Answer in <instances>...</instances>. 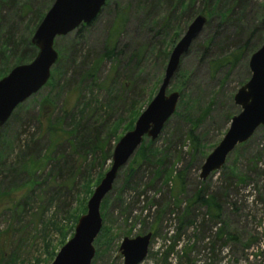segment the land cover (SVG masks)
Here are the masks:
<instances>
[{
    "label": "rangeland",
    "instance_id": "obj_1",
    "mask_svg": "<svg viewBox=\"0 0 264 264\" xmlns=\"http://www.w3.org/2000/svg\"><path fill=\"white\" fill-rule=\"evenodd\" d=\"M53 1L32 0V5L37 8V14L45 15ZM245 2L249 6L245 23L252 25L259 12H264V0ZM105 3L91 25L55 39L54 48L59 57L63 55L67 59L60 63L59 71H55V65L51 69L55 77L53 85L44 86L20 105L0 128L7 142L0 145V159L3 157L0 162V264H51L72 237L94 188L111 166V157L102 159L98 149L86 155L76 149V133L69 140L71 145L62 140L56 148V155L61 154L70 166L69 176H58L54 164L62 160L41 159L46 155L51 137L41 134L47 125L46 118L59 122L55 125L59 134L75 129L78 123L81 127L87 125L91 136L99 135L105 147L103 154L111 149L112 155L117 141L134 126L124 131L131 110L140 115L161 83L167 62L162 65L161 51L172 50L169 48L171 33L156 36L152 18L162 16L167 6L154 8L151 0H106ZM208 8L197 0L190 12L208 20ZM122 11L126 22L117 41L122 55L100 63L110 29ZM215 18L206 22L181 57L170 81L166 93L178 92L180 96L174 114L152 142L157 154L149 156V162L140 166L130 163L131 157L102 200L99 210L102 228L99 243L95 245L99 235L93 243L95 255L91 264H123L118 251L122 239L149 232L152 237L148 254L141 264H264V128H258L250 140L237 146L221 170L204 181L198 177L204 159L229 127L230 121L226 118L231 120L239 113L233 96L250 77L251 54L248 53L230 71L221 68L212 73L209 61L223 53L219 52L223 50L219 49L221 44H227L224 54L232 49L235 29L233 24H222L215 36L219 22ZM193 19L188 14L175 23L182 28L180 38ZM24 20L23 26L31 17ZM21 28L16 29L17 37ZM209 38L213 39V46L206 52L204 44ZM145 46H153L160 52L149 51L141 56L138 70L134 60L127 65L129 56ZM96 62L100 64L93 72ZM121 82L127 83L122 90ZM131 84H134V93ZM117 92L118 99H115ZM45 99H50L53 105L43 112L40 125L35 120ZM189 131L198 137L195 151L185 139ZM26 145L30 151L22 152ZM153 160H160L161 165L157 166ZM32 163H38V167L30 170ZM169 169L174 174H182V188L173 181L165 184V175L155 174ZM99 174L102 178L95 185ZM235 174L241 175L244 182ZM85 183L91 188L89 194L83 187ZM200 189L202 196L217 197L218 220L211 219L201 204L192 203ZM74 214L78 215L75 223Z\"/></svg>",
    "mask_w": 264,
    "mask_h": 264
},
{
    "label": "water",
    "instance_id": "obj_2",
    "mask_svg": "<svg viewBox=\"0 0 264 264\" xmlns=\"http://www.w3.org/2000/svg\"><path fill=\"white\" fill-rule=\"evenodd\" d=\"M106 0H54L36 27L31 44L36 55L31 62L13 67L0 79V128L13 112L43 88L59 55L54 48L56 38L64 37L81 25H88L101 12ZM207 19L197 15L172 48L158 90L133 128L115 144L111 166L87 201L86 212L77 220L72 237L60 248L51 264H91L95 255L94 240L102 228L100 205L112 190L119 170L127 164L143 139L155 141L163 126L176 110L178 92L166 93L178 70L181 57L203 30ZM250 77L234 94L233 103L240 109L230 120L221 141L204 159L199 179L204 181L225 165L237 146L246 143L258 128H264V43L248 60ZM152 234L133 239L123 238L118 251L123 264H141L148 254Z\"/></svg>",
    "mask_w": 264,
    "mask_h": 264
},
{
    "label": "trees",
    "instance_id": "obj_3",
    "mask_svg": "<svg viewBox=\"0 0 264 264\" xmlns=\"http://www.w3.org/2000/svg\"><path fill=\"white\" fill-rule=\"evenodd\" d=\"M149 1V0H144ZM197 0H151L153 2L154 8H159L161 5L167 6L166 12L162 14L159 18L155 17L152 19H155L153 21V29L157 30L155 33L156 36H160L164 34L165 36L169 35L170 45L169 48H173L174 45L177 43L178 39L180 38V31L182 30L181 27L178 28V26L175 25V23L182 20V17L185 15L190 14L191 17H195V14L192 15V12H190L193 4ZM213 0H201L202 4L206 8L208 6L209 10L207 12V15L210 17H216L218 25L216 26V32L215 36L217 35V30L222 27V24H233L234 26V39H233V47L229 50V52L224 54L225 50L227 49V44H221L219 46V49L222 48L223 50H219V52H223L220 57L218 56L214 60H210V69H212V73L214 74L216 71H218L221 68H227V71H230L236 63L239 61L240 57L244 53L252 54L255 52L263 43H264V12H259V14L256 17V21L247 24L245 23L246 20V12L248 13V3L245 2V0H214V5H216V8H214V5L212 6ZM32 0H0V77L4 74H7L13 67L17 65L27 64L32 61L34 56L36 55V48L31 44V37L36 29V27L41 22L44 13H38L37 14V8L33 7ZM226 4V6H225ZM247 4V5H246ZM106 3L104 4V6ZM103 6V7H104ZM219 7H221L220 10ZM226 8V9H225ZM103 9V8H102ZM238 10V11H236ZM45 11V10H44ZM213 13V14H212ZM27 17H31V20H27V23L23 26L24 19ZM98 17V16H97ZM96 17V18H97ZM154 17V16H152ZM96 18L89 23L88 25H81L79 27V31L81 29L85 28L86 26L91 25ZM207 20V24L209 23V20ZM126 22V15L124 11L119 13V16L117 20L113 23L110 32L108 34L107 40L105 41V46L103 50V55L100 58V63L104 59H113L117 56L122 55L119 50L117 49V41L120 38V33L124 27V24ZM248 23V22H247ZM21 28L20 36L17 37L18 32L16 29ZM171 31V32H168ZM213 36L212 38H214ZM209 38L208 41L205 42L204 48L206 49V52L208 49H210L213 46V39ZM165 40V39H164ZM118 51V52H117ZM151 51L152 53L159 54L160 51L155 50L153 46H145L143 49L134 55L129 56L127 60V65L130 64L131 61L134 60V65L136 66L137 70L139 61L141 60V56H144L145 54L149 53ZM171 52V51H170ZM169 51H161L163 54L162 58V65L166 60H168ZM66 56L60 55L58 58L56 64H55V71L58 70V66L60 63L64 60H66ZM100 63H95L93 69L91 71H95V69L99 66ZM167 63V62H166ZM98 69V68H97ZM53 71V70H52ZM59 71V70H58ZM58 71L56 73H58ZM116 71V69H115ZM228 73V72H227ZM90 75V74H89ZM54 76L51 72V76L49 81L47 82V86L53 85L54 83ZM137 78L134 79L136 81ZM125 82H121L120 90L124 89L127 86L124 85ZM45 85V86H46ZM134 85V84H133ZM131 84V86H133ZM126 90V89H125ZM180 91V90H179ZM131 92H135V87L133 86L131 89ZM180 96V95H179ZM182 96V95H181ZM118 99V92L115 95V99ZM41 111L40 114H38L37 119L35 122L37 124L41 125V119L40 117H43V112L45 114V109L51 107L53 105L52 101L50 99H45L44 101H41L40 103ZM49 105V106H47ZM21 108V107H20ZM130 112V111H129ZM139 116V112L135 111L132 113V110L130 112V121L128 123V126L124 128V131L129 130L136 118ZM226 120L230 121V117L226 118ZM47 125L44 130L42 131L43 134H49L51 137L49 139V145L46 149V155L41 159H46V161L50 160H62L61 163L55 162L54 164V171L58 174V176H69L70 172V166L66 165V160L63 159V156L61 154L56 155V148L60 146L63 142H67L71 145V142L69 141L70 138L77 133V138H75V148L81 149L82 154H89V152H93L94 150H100L102 153L101 157L102 159L110 158V150L108 152H105L103 154L104 145L100 142V137L98 136H91V132L89 128L86 126L81 127V123H78L76 125V128L73 130H70L68 132H61L60 134L57 132V129L55 128V125H59V122H53L50 118H46ZM118 125H116L115 130L117 129ZM123 131V132H124ZM109 137V135H108ZM28 141L33 143V140L31 137L27 138ZM185 139L187 142L191 145L193 151H195L198 147V137L194 134V132L189 131L188 134H186ZM63 142L61 143V141ZM74 140V139H73ZM1 142L3 145L7 143L0 134V145ZM28 145V144H27ZM26 145V146H27ZM153 143L147 138L143 139L142 144L138 147L134 155L132 156V160L130 163H133L134 165L140 166L141 163L149 162V156L153 157L157 154V150L153 148ZM21 150L23 151H30L29 146H27ZM1 148V146H0ZM160 153V152H158ZM55 155V156H54ZM56 157V159H55ZM3 160V157L0 159V162ZM155 161V163H158L157 166H160V160ZM38 163H32L31 168L38 167ZM133 166V165H132ZM164 168V167H163ZM133 170V168H130V172ZM35 171V170H34ZM33 171V172H34ZM155 174L157 176L165 175V184H168L170 181H173L174 184H178V186H182L183 177L182 174L176 173L170 169L169 170H159L158 172L155 171ZM231 174H234V169L231 170ZM56 175V174H55ZM237 176V174H235ZM129 177V176H128ZM102 178V174H99L95 180V185L98 182L99 179ZM173 179V180H172ZM237 179L240 182H244V178L241 177V175L237 176ZM85 189L86 194L90 192L91 188L88 184L85 183L83 186ZM182 188V187H181ZM202 189L198 191L197 195L195 196L192 203H199L203 207L206 208V213L211 217L213 220H218V209H219V202L216 196H202ZM190 205L186 208V214L188 213V210L190 208ZM216 209V211H214ZM214 211V212H213ZM77 214L72 215L73 223L77 220ZM185 215L183 217V220L186 219ZM182 221V219H181ZM104 230L102 231V233ZM97 237L95 241V245L99 243L100 234ZM63 243L61 242L60 245ZM174 247V246H173ZM172 247V249H173Z\"/></svg>",
    "mask_w": 264,
    "mask_h": 264
}]
</instances>
